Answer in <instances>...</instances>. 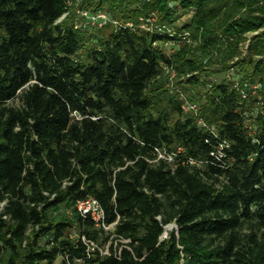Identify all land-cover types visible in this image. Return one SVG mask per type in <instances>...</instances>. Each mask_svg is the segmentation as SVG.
Wrapping results in <instances>:
<instances>
[{"label":"trees","instance_id":"trees-1","mask_svg":"<svg viewBox=\"0 0 264 264\" xmlns=\"http://www.w3.org/2000/svg\"><path fill=\"white\" fill-rule=\"evenodd\" d=\"M77 2L123 24L75 29ZM179 10L198 45L172 57L156 46L176 37L129 25ZM207 59L239 80L194 113L164 75ZM89 198L100 223L78 211ZM58 261L264 264V0H0V264Z\"/></svg>","mask_w":264,"mask_h":264},{"label":"rangeland","instance_id":"rangeland-1","mask_svg":"<svg viewBox=\"0 0 264 264\" xmlns=\"http://www.w3.org/2000/svg\"><path fill=\"white\" fill-rule=\"evenodd\" d=\"M80 5L81 4L77 2L75 6H70V11L73 13V15H76L74 20L75 24L81 22L79 13L82 11L79 9ZM193 14V10H179L178 13L175 14L176 17L174 18V20H172L171 23H168L166 21L164 22L163 20H161L160 13L154 12L150 14L148 18H140L138 24L129 23V25L131 27H135L136 29L139 28L141 31L146 32L153 31L157 28L162 27L167 33L176 37L178 39L177 42H171L168 44L162 43L156 46L157 49L160 50L164 55L172 57L180 53L183 49H185V47L190 46L194 49L198 45L194 43L192 39H190L189 34L186 33L184 30L185 26L191 22ZM66 16L67 15H65L64 18ZM108 16L110 18V22L107 23V26L105 25L106 27L103 26V29L96 28L99 30L91 31L92 29L90 28H84L82 30L87 31L88 35L93 32L95 35L94 37H97L99 39L107 37L115 28L120 26L119 24H123L121 21L115 18L113 14L108 13ZM64 18H62V20ZM250 37H252V35L247 36V38ZM91 43V41H88V44ZM243 51H245V48ZM191 52L194 55L200 56V54L197 53V51L195 50H192ZM245 55L247 54H244V56ZM229 67L231 68L228 70H220L218 66L210 65V62L207 59L204 60V70L199 73L193 74V76L179 75L175 72L167 70L165 71L164 75V89L166 90L167 95L183 102L184 107H186V105H196L198 108H200L203 103V99H201V97L205 92V87H207L209 84L221 82H227L232 84L233 86H236L238 84L239 77L237 76L236 69L234 70L233 68L235 67L234 63L230 64ZM191 77H198L199 82H197L196 85L189 84L188 80ZM15 104H18V102H16ZM166 105V102H163L162 107H165ZM260 110V105H254L250 108L248 113L249 120L247 122V125H249L250 127H253L255 125V118L256 115L260 112ZM173 229L174 226L171 225L169 227V230H167V232L164 234L163 238H166L168 235V231H171ZM59 263L60 262L58 261L56 264Z\"/></svg>","mask_w":264,"mask_h":264},{"label":"built area","instance_id":"built-area-1","mask_svg":"<svg viewBox=\"0 0 264 264\" xmlns=\"http://www.w3.org/2000/svg\"><path fill=\"white\" fill-rule=\"evenodd\" d=\"M79 15L81 22L75 24V29L78 30H82L84 28L85 29L102 28L103 26L107 25V23L110 22V18L108 14L104 12L91 13L88 11H82L79 13ZM157 29L160 32L164 31L162 27ZM245 96L246 95H244V98ZM186 108L187 110L192 111L194 113H197L199 110V108L196 105H186ZM200 124L204 125L202 122H200ZM221 147H228V144L224 143ZM156 152L159 160H164L169 163H173L174 157L171 153L163 150H156ZM77 208L81 216L83 217L91 216V218L96 223H100L104 218V214L99 203L92 198L79 202ZM101 253L104 255L108 254L107 250H105L104 252L101 251Z\"/></svg>","mask_w":264,"mask_h":264},{"label":"water","instance_id":"water-1","mask_svg":"<svg viewBox=\"0 0 264 264\" xmlns=\"http://www.w3.org/2000/svg\"><path fill=\"white\" fill-rule=\"evenodd\" d=\"M170 227V226H169ZM169 227L166 228V230H169Z\"/></svg>","mask_w":264,"mask_h":264}]
</instances>
